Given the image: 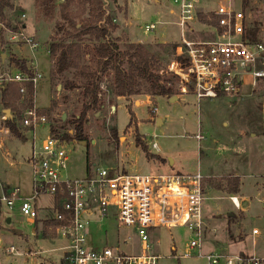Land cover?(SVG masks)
Returning <instances> with one entry per match:
<instances>
[{"label":"rangeland","instance_id":"obj_1","mask_svg":"<svg viewBox=\"0 0 264 264\" xmlns=\"http://www.w3.org/2000/svg\"><path fill=\"white\" fill-rule=\"evenodd\" d=\"M56 1L60 3L62 0ZM78 1L76 0L72 5V9L77 12L81 9ZM239 1L241 0H235L236 7ZM13 3L17 9L8 10L7 19L16 24L26 22V29L20 27L17 31L21 30L24 37L30 39V43L23 37H14V32L4 26L0 51L3 49L4 52L11 53L12 57L22 59L27 64L34 62L33 67L42 73L43 77L38 80L32 94L33 106L43 110L49 106L51 100L54 99L57 103L50 114L53 120L48 121L46 118L45 122L34 127L33 132L28 129L30 127H24L20 123L27 108L21 97L14 102L15 109H10L15 132H9L13 135H21L27 129L26 139L22 141L17 136L5 139V148L14 156V160L22 163L18 164L20 172L10 169L12 167L5 162L2 155L4 149L0 148V178L4 177L9 182L17 179L20 195L26 197L31 192V175L28 165L24 164V157L33 149L39 150L49 134L53 136H59L64 132L72 134L70 121L79 113L85 99L82 95V80L75 71L70 70L55 77L52 74L53 58L46 51V44L56 28L55 21L60 20L58 12L48 18L36 14L33 0H13ZM103 3L105 13L114 18L116 28L112 32V37L119 39V46L123 48L127 42L141 43L158 57L160 70L166 69L172 51L169 47L164 50L160 45L175 43L179 38L178 28L174 24L176 12L170 13L174 8L172 0H117L116 2L103 0ZM244 10L251 15L248 25L256 26L257 37L264 40V0H247ZM155 21H160L161 24H158L155 31L148 35V39L143 41L141 25ZM204 28L200 23L194 24L196 33L203 32ZM204 32V35L200 34L201 38L216 39L212 30ZM32 44L36 45L32 46ZM84 44L86 53L83 62L90 65L93 70L99 71L101 86L108 85L111 83L112 72L97 66L96 58L91 51L94 42L85 40ZM126 66L124 63V67ZM16 68L14 63L9 60L4 63L0 57V76ZM65 79L76 82L78 88L68 92L62 89L61 85ZM4 84L6 83L0 82V87ZM174 90L176 92L174 95L178 96L177 79ZM249 91V85L245 84L241 96L229 101L225 96L197 100L189 90L184 95L185 106L180 105L177 108L172 105L176 100L169 101L171 104L168 103L167 106L165 101L160 99L161 97L145 94L132 96L127 99L128 103L123 100L115 103V98L108 93L101 100L104 104L100 110L90 111L87 115L85 132L88 145L74 140L65 144V149L68 151L66 176L70 179L85 177L87 165L90 169L93 165L112 167L114 173L171 174L199 171L202 176L215 175L213 178L202 179L205 194L207 195V191L213 193L208 194L204 202L207 227L200 248L195 247L191 251V257H180L185 244L195 238V234L184 227L155 228L150 235V241L152 253L159 255L156 264H206L205 256L213 250L211 243L217 249L225 248L230 254L240 250L251 252L250 230L252 226H264V220L257 217L261 213L264 214V211L259 208L262 204L257 200L259 196L255 188V183H260L264 179V114L260 107V92L255 91L249 95ZM64 95H67V98ZM134 100L137 102L134 103ZM153 107H157V112L152 111ZM3 115L4 112L0 115V128L5 126L6 119L2 118ZM63 115L65 116L62 117ZM136 117L142 123L139 126ZM158 118L160 121L157 123ZM49 123L56 129L55 133H50ZM113 127L117 130L116 138L110 136L109 131ZM239 132L241 135L238 137ZM197 134L202 136L201 140L195 137ZM136 136L145 146L146 152L140 146H136L134 142ZM153 140H156L158 150L151 147ZM226 145H229V151L224 148ZM200 146L205 156H199ZM227 153L230 157L227 162H223L224 159L221 157ZM216 157L219 158L217 162ZM228 178H238L240 187L236 196H244L247 199L243 203V207L249 205L248 210L243 212L247 216L244 220H242V212L234 208L227 197ZM51 202L50 196L37 198L39 215L45 217L52 214ZM228 214L233 216L228 217ZM35 227L34 221L22 214L18 205L10 209L6 207L1 209L0 264H56L59 251L54 248L60 245V239L52 238L42 224L37 232L32 231ZM90 231L93 239L95 236L96 247L102 246L105 241L108 244H115L118 240L117 235L120 239L129 236V242L120 244L119 249L124 252H138V238L133 231L118 230L113 218L92 223ZM245 233L247 237L244 239ZM10 246L20 254L15 252L10 254L7 251ZM27 250L38 251L37 259L34 260L33 257L25 259L24 253ZM263 250L264 240L261 239L257 252ZM198 254L201 257H197Z\"/></svg>","mask_w":264,"mask_h":264},{"label":"built area","instance_id":"obj_2","mask_svg":"<svg viewBox=\"0 0 264 264\" xmlns=\"http://www.w3.org/2000/svg\"><path fill=\"white\" fill-rule=\"evenodd\" d=\"M172 4L174 8L170 13L176 12L174 24L179 38L174 43L165 72L176 76L178 95L191 90L197 100L225 96L233 101L241 96L242 88L247 84L249 95L260 92V107L264 114V40L250 37L248 21L251 15L242 8V0L238 7L235 0H172ZM21 16L25 17L24 14ZM195 23L203 25L205 30H212L216 39L201 38L200 34L204 35L205 30L196 33ZM158 24L161 22L141 25L143 41ZM13 32L14 37H23L30 43L21 30ZM41 77L38 70L16 68L0 76V82L16 83L23 101L26 84L31 83L35 88ZM152 111L156 112L157 107ZM2 118L7 119L5 115ZM45 121L46 116L32 106L24 110L20 123L34 128ZM195 137L202 139L198 134ZM66 143L49 134L39 150H32V185L28 196L20 195L17 187H9L0 193V209L18 205L22 214L34 222L39 216L37 198L51 197L52 214L45 215L41 223L47 222L45 229L50 236L61 241L54 248L59 251L56 264H156L159 255L152 253L150 235L159 227H184L195 234L196 237L185 244L180 257H191V251L200 248L207 227L204 213L207 195L199 171L114 173L112 167L93 165L85 177L70 179L66 176ZM151 147L158 150L156 140L151 142ZM227 197L234 208L243 210L244 198L234 194ZM110 218L114 219L118 230L133 231L138 238V252L119 249L120 244L129 242V236L120 239L117 235L115 244L105 241L102 246H95L90 225ZM257 232L253 228L250 234L254 236ZM251 243L255 246L254 240ZM7 251L11 254L15 249L10 246ZM37 254L38 251L27 250L24 258L35 260ZM205 261L206 264H264V256L254 251L230 254L225 248H214L205 256Z\"/></svg>","mask_w":264,"mask_h":264},{"label":"trees","instance_id":"obj_3","mask_svg":"<svg viewBox=\"0 0 264 264\" xmlns=\"http://www.w3.org/2000/svg\"><path fill=\"white\" fill-rule=\"evenodd\" d=\"M38 16L52 17L56 11L60 20L55 21V30L46 44V51L53 58V77L73 70L82 80V95L85 101L82 103L80 111L74 115L70 123L72 124V134L64 132L59 136L66 142L85 141L88 145V137L85 132L87 115L90 111H99L104 104L101 100L106 94L110 93L115 99L124 97L126 100L134 95L145 94L152 97H171L176 94L174 83L176 76L167 74L166 69L160 70L158 57L141 43L127 42L121 48L118 44L119 39L112 37V32L116 28L114 18L105 13L103 0H79L80 11L72 9L76 0H62L57 3L56 0H33ZM116 2L117 0H112ZM247 0H242V8L246 7ZM13 0H0V42L2 41L3 27L12 31H17L22 23L16 24L7 19V11L15 10ZM201 20L203 16L199 14ZM80 18V20H76ZM215 20L213 21V24ZM22 28V27H21ZM258 28L251 26L248 33L252 39H256ZM85 40L94 42L92 46V55L96 58V64L103 70L112 72L111 83L100 85V76L98 70H93L90 65L83 62L85 52ZM174 43L161 44L164 50L167 47L174 48ZM11 63L20 69L28 70L27 63L22 59L11 57ZM126 63V67H124ZM162 71V73H160ZM165 74V75H164ZM167 74V75H166ZM62 89L72 91L78 88L76 82L65 79L61 85ZM34 87L31 83L26 84V93L23 99L25 107H32V94ZM67 95H64L65 98ZM20 98L19 87L16 83L9 82L0 87V102L4 107L11 110L15 109L14 102ZM114 99V100H115ZM57 103L53 99L49 106L39 110L40 114L53 120L50 116ZM130 116L131 112L129 111ZM51 123V122H50ZM49 123V124H50ZM51 125V124H50ZM5 126L11 133L15 132L13 116L8 117ZM51 125L50 133L56 132ZM110 136L116 138L117 130L115 127L110 129ZM136 146H140L146 152L145 146L136 136L134 140ZM89 166L87 165V172ZM240 187L238 178H228L226 189L231 193H237ZM233 215L229 216L232 217ZM36 224V222H34ZM45 227L48 223L43 222Z\"/></svg>","mask_w":264,"mask_h":264},{"label":"crops","instance_id":"obj_4","mask_svg":"<svg viewBox=\"0 0 264 264\" xmlns=\"http://www.w3.org/2000/svg\"><path fill=\"white\" fill-rule=\"evenodd\" d=\"M166 4V3H165ZM16 6V5H15ZM18 6V5H17ZM21 27L22 28H25L26 29V27H27V25H26V22H22V25H21ZM30 28H31V26H30ZM2 37V36H1ZM161 42H166V41H161ZM1 44H2V41L0 42V49H1ZM9 46H11V45H9ZM1 59H2V61L4 62V63H6V62H8V60L9 61H11V57L13 56L11 53H9L8 54V52H4V50L2 49L1 51ZM10 52V51H9ZM33 63L34 62H29L28 64H27V67L28 68H30L32 71H34V70H37V69H35L34 67H33ZM42 74V73H41ZM43 77V76H42ZM177 98H176V102H174V103H172V105H173V107L174 108H177V107H179L180 105L181 106H185V105H183L184 103H183V100H184V95H178V96H176ZM130 98H132V96L131 97H129L128 99H130ZM170 98V97H169ZM169 98L168 99H165L164 97H161L160 99H163L164 101H165V103H166V105L168 106V103H170L169 101ZM159 99V98H158ZM126 101L127 103L129 102V100H126V98H124V97H117V99H115L114 100V102L115 103H118L119 101ZM139 101V100H138ZM137 101L136 100H134V103H136ZM171 104V103H170ZM1 106H3L2 104H1V102H0V115L2 114V112H5V110L7 109L8 110V113H9V116L8 117H12V114L10 113V109L9 108H5V107H1ZM188 105H186V107H187ZM115 107L113 106L112 107V109H114ZM157 112V111H156ZM137 118V117H136ZM137 120H138V118H137ZM142 123H141V121L140 120H138L137 121V126H139V125H141ZM28 129H30L32 132L34 131V128H28ZM27 131V129L26 130H24L23 131V133L21 134V135H13V134H11L10 132H9V130H8V128L6 127V126H3V127H1L0 128V148L1 149H4V151L2 152V155H3V158H4V160H5V162H7L8 163V165L9 166H11L12 168H10V169H15L16 170V172H20V168H19V166H18V164L20 163L19 161H16V160H14L15 158H14V156H12L11 155V153L8 151V149L7 148H5L6 147V144H5V139L7 140V139H9V138H11V136H17L18 138H21L22 139V141H25V139H26V137H25V132ZM239 135H237L238 137L241 135V133L239 132L238 133ZM240 140V139H239ZM216 142V141H215ZM235 143V142H234ZM229 145H226V146H224V148L225 149H227L228 151H229V147H228ZM227 151V152H228ZM31 153H32V151H31ZM31 153L28 155V156H25L24 157V164H27L28 165V167H29V173H30V175H31V180H30V185H32V174H31V167H30V156H31ZM200 157H202V156H205L204 155V153H203V150H202V147L200 146V155H199ZM229 154L227 153V155H223V157H221V159H224V161L223 162H227L228 161V159H229ZM216 159V162H217V160H219V158H215ZM215 161V160H214ZM22 163V162H21ZM21 163H20V165H21ZM200 166V165H199ZM92 168V167H91ZM198 169H199V167H198ZM90 170V168L88 169V171ZM205 179H209V178H213V177H215V175H204L203 176ZM203 185V184H202ZM9 187H17L18 189H20V185H19V183L17 182V179H15V181L14 182H9V181H6V179H4V177L3 178H0V193L3 191V190H6L7 188H9ZM31 188V187H30ZM255 188H256V194H257V196H259V198L257 199L258 201H259V203H261L262 205L259 207L262 211H264V179L259 183H255ZM211 193H213V192H211V191H207V195L208 194H211ZM233 194V193H232ZM234 195H236V193H234ZM262 195V196H261ZM239 197H242V198H244L245 199V202L247 201V199H246V197H244V196H239ZM248 208H249V205L247 204V206L246 207H243V210H240L241 212H242V217H243V219L242 220H244V218H246L247 216L246 215H244L243 214V212H245V211H247L248 210ZM0 211H1V209H0ZM229 215V214H228ZM227 215V216H228ZM230 215H233V214H230ZM41 216V217H40ZM206 216V215H205ZM229 217V216H228ZM257 217L258 218H260V219H262V220H264V214L263 213H261V214H259V215H257ZM256 217V218H257ZM42 219H43V217H42V215H39L38 216V218L35 220V222H36V227L35 228H33V232H37L38 231V228H41V221H42ZM9 221V220H8ZM253 228H256L257 230H258V232H257V234H255L254 236H252L250 233H249V237H250V239H251V242L254 240L255 241V246H252V243H251V252H255L257 255H260V256H264V250L262 251V252H257V247L259 246V240H261V239H263L264 240V226H259V227H257V226H252V228L251 229H253ZM205 230H206V228H205ZM20 232V231H19ZM250 232H251V230H250ZM204 233H205V231H204ZM239 237L241 236V235H238ZM244 236V239H245V237H247V234L245 233V235H243ZM237 238V237H236ZM2 245V240L0 239V246ZM211 245L213 246V248H211V249H214L215 247H214V245L211 243ZM1 248V247H0ZM240 251H245V250H240ZM245 252H247V251H245ZM251 252H248V253H251ZM260 253V254H259Z\"/></svg>","mask_w":264,"mask_h":264},{"label":"water","instance_id":"obj_5","mask_svg":"<svg viewBox=\"0 0 264 264\" xmlns=\"http://www.w3.org/2000/svg\"><path fill=\"white\" fill-rule=\"evenodd\" d=\"M1 27H2V26L0 25V28H1ZM176 98H177L176 95H172V96L169 98V100H170V101H173V100H176ZM4 113H5L6 117L9 116V113H8V110H7V109L5 110ZM64 116H65V115H63L62 117H64ZM159 121H160V119L158 118L156 122L158 123ZM79 143H84V144H85L86 142H85V141H81V142H79ZM228 216H231V215L229 214ZM17 232H19V230H17Z\"/></svg>","mask_w":264,"mask_h":264}]
</instances>
